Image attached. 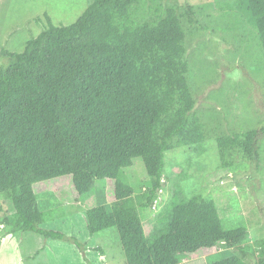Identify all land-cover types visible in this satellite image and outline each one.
Here are the masks:
<instances>
[{
  "label": "trees",
  "instance_id": "trees-1",
  "mask_svg": "<svg viewBox=\"0 0 264 264\" xmlns=\"http://www.w3.org/2000/svg\"><path fill=\"white\" fill-rule=\"evenodd\" d=\"M146 1L156 0H93L69 26L45 14L47 24L24 52L0 49V195L14 210L8 233H38L84 250L77 238L39 227L46 217L35 186L71 176L83 196L110 179L115 199L88 210V229L94 236L117 228L127 264H183L220 245L239 255L213 264H264V239L251 243L247 228L226 229L216 202L203 196H175L149 234L140 224V210L156 209L165 188L166 153L188 147L202 155L208 139L182 19L173 7L161 14L157 7L156 18L136 22L132 12ZM228 8L254 30L264 55V0H232ZM186 16L200 26L194 5ZM217 142L224 163L237 150L260 161L258 130ZM136 159L150 180L140 195L123 176Z\"/></svg>",
  "mask_w": 264,
  "mask_h": 264
},
{
  "label": "rangeland",
  "instance_id": "rangeland-1",
  "mask_svg": "<svg viewBox=\"0 0 264 264\" xmlns=\"http://www.w3.org/2000/svg\"><path fill=\"white\" fill-rule=\"evenodd\" d=\"M93 0H0V49L21 53L28 41L47 24L75 23ZM232 0H156L135 7L136 22L156 18V8L173 7L186 31V59L197 101L196 109L206 126L208 139L199 155L188 147L166 153L165 188L156 209L141 212L140 224L149 234L161 214L169 213L175 196L179 202L203 196L216 202L226 229L245 227L250 242L264 239V55L255 32L229 10ZM187 4L196 7L201 28L189 23ZM162 9V10H163ZM36 18H42L41 23ZM3 64L8 58H1ZM259 131L260 161H250L233 151L222 161L217 138L234 132ZM126 184L140 195L149 176L142 159L124 169ZM36 195L46 221L41 229L60 231L83 244L80 250L69 241L46 239L38 233L9 234L5 221L14 214L10 201L0 195V264H127L117 228L92 236L87 212L115 199V181L96 182L94 189L79 196L71 176L36 184ZM167 216V215H166ZM102 250V251H101ZM239 255L224 245L203 251L183 264H213ZM253 257V262H254Z\"/></svg>",
  "mask_w": 264,
  "mask_h": 264
},
{
  "label": "built area",
  "instance_id": "built-area-1",
  "mask_svg": "<svg viewBox=\"0 0 264 264\" xmlns=\"http://www.w3.org/2000/svg\"><path fill=\"white\" fill-rule=\"evenodd\" d=\"M155 205H156V204H155ZM155 205H154V207H156Z\"/></svg>",
  "mask_w": 264,
  "mask_h": 264
}]
</instances>
